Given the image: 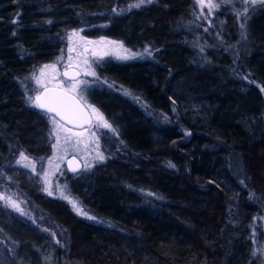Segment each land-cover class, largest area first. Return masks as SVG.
I'll return each mask as SVG.
<instances>
[{
    "label": "trees",
    "instance_id": "trees-1",
    "mask_svg": "<svg viewBox=\"0 0 264 264\" xmlns=\"http://www.w3.org/2000/svg\"><path fill=\"white\" fill-rule=\"evenodd\" d=\"M132 1L0 0V195L23 207L0 198V264H264V3L201 22L195 0ZM82 30L136 57L96 64L84 96L112 128L63 172L70 200L20 160L54 155L36 77Z\"/></svg>",
    "mask_w": 264,
    "mask_h": 264
},
{
    "label": "rangeland",
    "instance_id": "rangeland-1",
    "mask_svg": "<svg viewBox=\"0 0 264 264\" xmlns=\"http://www.w3.org/2000/svg\"><path fill=\"white\" fill-rule=\"evenodd\" d=\"M153 0H151L152 2ZM148 0L132 1L131 5L144 6L149 4ZM197 6V15L199 21L208 22L217 15L216 11L220 6L218 0H195ZM249 3L245 2V6ZM210 4L216 5L215 7H210ZM135 7V6H134ZM86 46H90V50L85 49ZM143 56L142 53H140ZM136 57L128 47L125 42L108 36H96L89 32L73 31L71 32V50L70 55L66 59L65 63L63 61L44 65L38 76L36 77V94L35 98L38 96L43 88L49 86H58L65 88L66 90L77 95L90 109L94 117V124L90 129L75 130L64 126L59 122H53V133L57 139L55 152L51 159L46 160H33L32 158L24 155L25 158H21V163L27 164L38 174L40 184H42V189L47 194L50 195H61L70 198L68 193L61 184V178L64 176L63 172L67 170L66 162L72 157L76 156L83 162V168H91L97 162L101 161L99 156L101 155L98 143H96L98 131L101 130L102 126H98L97 114L93 112V109L97 110L94 106H91L85 99L84 93L89 88L90 84L93 83L95 78V67L98 61L103 58L114 59L118 62H123L130 58ZM67 64V65H66ZM67 67H76L80 69L83 73L81 79L77 81H68L63 78L62 71ZM84 77L86 79H84ZM73 85L75 88L73 89ZM91 106V107H89ZM97 112L103 117V115L97 110ZM104 120V118H103ZM86 165L88 167H86ZM83 170V169H82ZM68 171V170H67ZM61 176V177H60ZM5 191L0 195V198L6 202L12 208L19 211H23V207L19 200H17V195L10 192L8 186L5 185ZM8 189V190H7ZM16 207H13L12 204ZM49 264H53L49 261Z\"/></svg>",
    "mask_w": 264,
    "mask_h": 264
},
{
    "label": "water",
    "instance_id": "water-1",
    "mask_svg": "<svg viewBox=\"0 0 264 264\" xmlns=\"http://www.w3.org/2000/svg\"><path fill=\"white\" fill-rule=\"evenodd\" d=\"M85 49L89 51L91 48L86 46ZM62 76L68 81H77L82 78L83 73L76 67H67L62 71ZM36 104L55 107L57 112L39 108L68 128L84 130L90 129L94 124V117L88 106L77 95L65 88L58 86L43 88L36 97ZM66 166L70 174H77L82 171L83 162L78 157L72 156L67 160Z\"/></svg>",
    "mask_w": 264,
    "mask_h": 264
},
{
    "label": "snow or ice",
    "instance_id": "snow-or-ice-1",
    "mask_svg": "<svg viewBox=\"0 0 264 264\" xmlns=\"http://www.w3.org/2000/svg\"><path fill=\"white\" fill-rule=\"evenodd\" d=\"M143 2H144V0H141V3H143ZM148 2H151V0H148ZM201 2H203V0H201ZM245 2H248V0H245ZM256 2H257V0H251V3H256ZM260 2L264 3V0H260ZM134 6L135 7H139L140 5L137 4V5H134ZM215 6L216 5H214V4H210V7H215ZM241 27H244V25H241ZM74 88H75V85H73V89ZM262 91H264V89H262ZM29 99H31V98H29ZM37 99H39V98H37ZM36 106L40 107L42 109L43 108H47V110L50 111V112H57V109L55 107H48L46 104H38ZM89 107H91V106H89ZM93 112L97 114L98 126H102L104 128H109V129L112 128V126L107 121L103 120V117L97 112V110L93 109ZM57 114H59V113H57ZM53 121L55 122V118L54 117H53ZM112 130L115 131L114 129H112ZM186 135H190V133H186ZM21 157L25 158L23 153L21 154ZM99 159L102 161V160L105 159V157L103 155H100ZM86 167H88V166L86 165ZM73 171H75V170H73ZM49 194H51V193H49ZM72 203H73V205L75 207V202L72 201ZM12 206L16 207V205L14 203L12 204Z\"/></svg>",
    "mask_w": 264,
    "mask_h": 264
}]
</instances>
